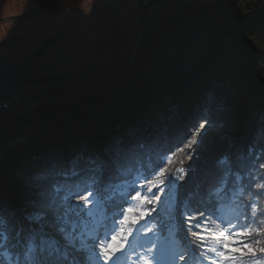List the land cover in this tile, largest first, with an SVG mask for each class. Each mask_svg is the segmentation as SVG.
Returning a JSON list of instances; mask_svg holds the SVG:
<instances>
[{
	"label": "snow or ice",
	"instance_id": "snow-or-ice-1",
	"mask_svg": "<svg viewBox=\"0 0 264 264\" xmlns=\"http://www.w3.org/2000/svg\"><path fill=\"white\" fill-rule=\"evenodd\" d=\"M175 119L162 103L101 141L35 156L17 195L0 189V264H160V247L149 238L156 225H147L172 188L168 264H264V114L243 144L226 138L211 91L187 123ZM210 135L223 140L222 151H213ZM241 157L254 163L242 169ZM190 181L182 201L178 190ZM237 190L239 212L225 219L220 194Z\"/></svg>",
	"mask_w": 264,
	"mask_h": 264
},
{
	"label": "trees",
	"instance_id": "trees-1",
	"mask_svg": "<svg viewBox=\"0 0 264 264\" xmlns=\"http://www.w3.org/2000/svg\"><path fill=\"white\" fill-rule=\"evenodd\" d=\"M145 2L136 1V19L132 12L128 17L123 2V19L113 12L86 34H77L70 42V77L58 83L53 100L36 99L31 111L25 110L22 100L0 109V189L7 195L19 193L35 156L101 141L113 131L147 120L162 103L175 109L177 124L187 123L208 91L218 99L226 138L238 144L248 141L264 114V84L259 79L264 75V0H192L162 9L149 23L152 13L147 11L158 0ZM143 27L142 40L134 49ZM63 56L58 55L49 68L58 73L66 69L60 67ZM209 140L214 152L223 150L221 138L210 135ZM250 163H254L250 157L236 161L242 169ZM259 174L264 176V169ZM189 191L191 181L178 190L182 201ZM176 196L175 188L163 195L158 213L147 225H156L152 234L165 251L174 239L169 210ZM238 197L239 190L222 192L219 212L232 207L235 218ZM131 204L138 212L139 203ZM259 204L264 210V199ZM108 225L112 226L110 219ZM142 239L143 229L132 245Z\"/></svg>",
	"mask_w": 264,
	"mask_h": 264
},
{
	"label": "flooded vegetation",
	"instance_id": "flooded-vegetation-1",
	"mask_svg": "<svg viewBox=\"0 0 264 264\" xmlns=\"http://www.w3.org/2000/svg\"><path fill=\"white\" fill-rule=\"evenodd\" d=\"M4 1V0H2ZM40 3H37L39 2ZM1 2V1H0ZM94 6L90 9L93 11L86 15H77L75 16L74 5L75 2L71 3V10L70 6L67 7L68 13L59 14V9L63 8L64 4L58 3L54 0H36L34 6L31 10L46 5L44 13L33 20L30 21H17L21 23H26L24 26H17L13 28V32L9 35L7 25L4 24V36L0 41V68L3 67H12L17 68L22 66V64L38 49H40L47 41L52 39L53 37L60 35V40L48 47L40 56L39 60L36 64L30 69L28 72L27 81H16L10 82L9 84H2L0 90H14L19 92L29 93L31 99L49 101L53 100L52 97L54 93L57 92L55 89L58 83L63 82L61 80L62 77H70V42L75 39L77 34L83 35L86 34L88 30L97 26L99 22L103 21L104 16L109 14V8L107 7L105 0H95ZM39 4V5H37ZM57 5L61 8H58ZM65 6V5H64ZM31 10H28L24 13H27ZM98 12H97V11ZM23 13V14H24ZM21 14H17L19 16ZM58 16V17H57ZM15 17V16H14ZM52 18V21L49 19ZM40 20L37 25L31 24L33 21ZM62 19V20H61ZM44 20V21H43ZM2 23V8H1V21L0 26ZM61 25V27H58ZM29 26V29L26 28ZM52 26V28H51ZM16 28V29H15ZM49 33H53L48 35ZM70 36L65 44L63 42L66 38ZM63 44V45H62ZM59 46L61 49L58 51L66 52V55L63 56L65 61L62 60L60 62L61 66H66V70L63 69L61 73L57 72V68H53L42 64L41 60L47 54L49 50H54L55 47ZM52 58L57 57L54 53H50ZM55 63L58 62V59L54 61ZM68 79V78H67ZM66 79V80H67ZM65 81V80H64Z\"/></svg>",
	"mask_w": 264,
	"mask_h": 264
},
{
	"label": "rangeland",
	"instance_id": "rangeland-1",
	"mask_svg": "<svg viewBox=\"0 0 264 264\" xmlns=\"http://www.w3.org/2000/svg\"><path fill=\"white\" fill-rule=\"evenodd\" d=\"M0 1H1V8H2V23H1V26H0V41H1V39L4 36V27H5L4 24L7 25L8 33L6 32V34H9V35L13 32V28L15 27V25H17V26H22L23 25L24 26V24H26V23L12 21L11 18H13L14 16H17V14H23L24 12H26L28 10H31L34 6H36V4H35L36 0H4V1L0 0ZM56 1L58 3H61V4L65 5V6L63 5L62 9H59L58 16L60 14H62V13H65V12L69 13L70 11L69 10L67 11V7L70 6V10H71V3L70 2H75V3H73V5H74V10L73 11L76 13L75 14L76 17H77V15H81L80 17H82L83 15H86V13L89 14L90 12H92L93 10L90 9V8L95 7L94 3H96V2H94L95 0H54V2H56ZM136 1H138V0H122V2H121V0H107L108 5H109L108 8H109L110 13L106 14V16L114 14V13H117L118 16H120L121 19H123L124 18L123 14H126V12H125V9H124L125 7H123V8L121 7V3L124 2L125 4H123V5L128 6V10H127L128 11L127 12L128 13V17H130V12H132V14L134 16V19H136V17H137V15L135 14V12H136L135 9L137 8ZM145 1H146L145 3H149V0H145ZM177 1L178 0H158L157 5H155L154 7H152L151 9H149L147 11V12L151 11L152 15H150L147 18V22L146 23H149L158 12H161L162 9L171 8V7L174 8V7H178V6H181V5H185V4L189 3L192 0H182L181 3L180 2L177 3ZM37 3H40V1L37 2ZM37 5H39V4H37ZM58 8H61V7H59L57 5V10H58ZM131 9H132V11H131ZM60 16H62V15H60ZM106 16H104V17H106ZM138 18L139 19L141 18V13L138 14ZM52 20H53L52 18L49 19V21H52ZM39 21H40L39 19L37 21L35 20L31 24L37 25L39 23ZM121 24L123 26L125 25L122 22H121ZM58 27L62 28L61 25H58ZM26 28L29 29V26H26ZM51 28H52V26H51ZM144 30H145V27H143L141 30H139L137 43H136L134 49L139 46V44H140V42L142 40L141 38L143 36ZM51 34H53V33H49L48 35H51ZM68 39H70V36L65 39L63 44H65V42ZM60 49L61 48L59 46H57V47L54 48V50H49L47 52V54L41 60L42 64L44 65V63H45L46 66L55 65L54 61H56L57 57L52 58L50 56V53H54L56 56H58V55H66V52L58 51ZM60 67L64 68L62 66H60ZM68 67L70 68L69 65H68ZM7 98L14 99V101H16V98H13V97H7ZM219 213L225 219H234L233 216H232L233 213H234V209L232 207L230 209L226 208L224 210H220ZM149 238L153 239V240H155V242H157V235L156 234H150ZM160 253H161L160 264H168V260H167L165 254H164L165 253V249H162V247H160ZM124 264H128V262L125 261Z\"/></svg>",
	"mask_w": 264,
	"mask_h": 264
},
{
	"label": "water",
	"instance_id": "water-1",
	"mask_svg": "<svg viewBox=\"0 0 264 264\" xmlns=\"http://www.w3.org/2000/svg\"><path fill=\"white\" fill-rule=\"evenodd\" d=\"M139 1V0H138ZM140 6H142V2L140 3ZM46 8V5L39 6L27 13L21 14L19 16H15L12 19V21H30L35 19L36 17L42 15L44 13V10ZM0 21H1V2H0ZM60 35H57L47 41L40 49H38L34 54H32L20 67L17 68H12V67H3L0 68V88L6 87L2 86V84L6 85L9 84L10 82H16V81H27L28 77V72L30 69L36 64V62L39 60L40 56L42 53L51 45L57 43L60 40ZM69 77H62L61 80L64 81ZM29 93L25 92H19V91H14V90H0V96L7 98V97H13L18 100H22L25 103H29L32 100L36 99H31ZM36 105V103H35Z\"/></svg>",
	"mask_w": 264,
	"mask_h": 264
},
{
	"label": "bare ground",
	"instance_id": "bare-ground-1",
	"mask_svg": "<svg viewBox=\"0 0 264 264\" xmlns=\"http://www.w3.org/2000/svg\"><path fill=\"white\" fill-rule=\"evenodd\" d=\"M18 99H16V101H17ZM16 101H14V99H10V98H4V97H1L0 98V102H9V103H11V104H13V103H15ZM33 103H36V101L35 100H32V101H30L29 103H26V107H25V110H28V111H31V105L33 104ZM12 106L10 105V106H8V109H10ZM7 109V110H8Z\"/></svg>",
	"mask_w": 264,
	"mask_h": 264
},
{
	"label": "built area",
	"instance_id": "built-area-1",
	"mask_svg": "<svg viewBox=\"0 0 264 264\" xmlns=\"http://www.w3.org/2000/svg\"><path fill=\"white\" fill-rule=\"evenodd\" d=\"M14 104V103H13ZM13 104H11V103H9V102H0V109H2V110H7L8 109V106H12ZM31 110L33 109V108H35V103H33L32 105H31Z\"/></svg>",
	"mask_w": 264,
	"mask_h": 264
}]
</instances>
